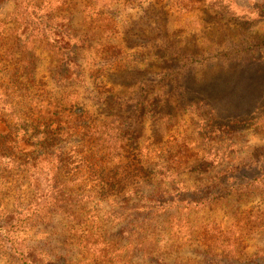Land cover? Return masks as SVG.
Wrapping results in <instances>:
<instances>
[{
  "label": "rangeland",
  "instance_id": "374dc122",
  "mask_svg": "<svg viewBox=\"0 0 264 264\" xmlns=\"http://www.w3.org/2000/svg\"><path fill=\"white\" fill-rule=\"evenodd\" d=\"M261 41L264 0H0V128L29 137L0 164V211L37 212L12 230L0 216L10 245L46 264H119L88 237L125 247L121 264H264V93L229 111L195 90L235 54L264 86ZM79 117L114 133L69 140ZM58 174L73 216L37 205Z\"/></svg>",
  "mask_w": 264,
  "mask_h": 264
},
{
  "label": "trees",
  "instance_id": "16d2710c",
  "mask_svg": "<svg viewBox=\"0 0 264 264\" xmlns=\"http://www.w3.org/2000/svg\"><path fill=\"white\" fill-rule=\"evenodd\" d=\"M26 24L27 23H24L23 25L26 26ZM254 46H257V48L258 47L263 48L261 50L264 51V41H261L259 45H254ZM235 56L236 57L234 59L232 58V60L224 59L223 61H218L219 64L209 65V67L205 70V72L200 77V82H199L200 84L196 86L195 88V90H197L198 92H201L203 96L204 95L210 96V97L206 96V99L210 102L213 97L209 94V92H215L219 96V101L221 103H223L222 101H224L225 104L227 105L225 109L229 111L232 110L234 101L236 99H239V100L245 99L244 101H248L250 99H254L257 96L261 97V94L264 93V86L261 83V81L263 80H260L262 74L259 72H254L255 70L254 65H257V63H260V62H257L254 60L246 61L244 59H240L241 54H235ZM221 62H224V63H221ZM68 63H70V61ZM64 67L67 68V65ZM189 70H190L189 68L182 70L184 71L182 72L183 78L185 77L186 73L190 72ZM192 73L190 72V75L184 78V81H188ZM63 76H65V73L63 74ZM256 79H258L261 87H255L257 86ZM186 87L188 88V85H186ZM184 88L182 87L183 92L185 90ZM255 88H258L257 92H254ZM216 105H217V102H216ZM216 109H219V108L216 107ZM76 120L77 118L75 119V121H68V122L61 123V124H66L69 126V129H68L69 131L67 135L69 140L70 139L73 140V138L77 135L76 133L81 134L82 138L85 139V141H90L91 138H93L94 136L95 137L100 136L98 139L101 140L104 138L105 140L104 134L106 133V129L111 128L110 125H103L102 127L93 129L87 126V123L83 118L79 117V122L82 123V126L78 125ZM0 130H1L0 131V164H4L5 161L9 162L10 158L7 156L9 153H10V156H12L13 151L17 152V155L15 156H17L18 158L27 157V156H24L25 153L23 149H20V146H23L24 145L23 141L26 139L28 141L29 137L27 136V138H23V140L20 143L17 140V134L16 133L13 134V132L9 130V128H0ZM111 131L114 133L113 128H111ZM101 135H103V137ZM112 137L113 136H110V138ZM77 146L78 145H76V147ZM51 154L52 155L55 154V150ZM14 163L16 164V162ZM58 177H59V174L56 175L53 179V182H52L53 187L51 189V196H49L48 192L44 194V190L46 189H43L44 186L42 187L39 181H38V185L33 186V190L36 192V195L39 198V202L37 205L43 204L45 208H49L51 211H57V213L62 212L65 215H70L69 211L64 207V205L66 204L63 199L64 196H62L61 194L59 195L60 180L57 179ZM1 186H2V179L0 178V188ZM146 198H151V197H146ZM199 205H201V203L194 205V207H198ZM22 207L24 208L26 207V209L28 208L27 205H22ZM97 214L98 213H95L94 215L95 217H93V220L100 221V219L97 217ZM134 214L138 216V214L136 213ZM0 216L3 218L2 221L4 222V224H6V226H10V229L12 230V229H16L19 226H22V224L26 221L33 220V218L37 217V212L30 210V211H22L21 213L17 214L15 213V211L11 212L8 209H1ZM70 216H73V215H70ZM124 222H126L128 225L124 228L123 232L127 230L126 234L128 235V237H131L132 235L135 234L133 231L128 232V228L131 226V224L127 221H124ZM49 223L50 224L52 223V218H50ZM101 225L102 224L100 223V226ZM3 226L4 225L0 221V237L1 236L4 237V240H1L0 242L3 244V248H6V246L10 245L9 239H7L8 234L10 232L8 230H5V227ZM82 229L83 227H78V228L74 227V231L76 235L80 233L86 234L88 232V231H83ZM101 236L102 235H100V230H99V234L96 233L95 237L101 238ZM118 237L121 243L123 244V242L125 241L123 238V233L118 235ZM91 240L92 239L88 237L84 241V244L86 245L84 249L87 251L89 255L93 257L97 256L99 260L101 261H104L108 258L110 260L112 258V255H116L113 258V260L121 264V262L123 261V258L120 257V254L125 251V247L117 248V246L115 245V249H114L113 245L109 244V242L106 240L104 241L98 240L97 242L93 240L91 241ZM1 243H0V247L2 246ZM10 246L13 250H15L16 256L20 264H46L45 260L42 259L38 254H36L35 251L25 249V253H24L23 251L17 250V247L14 244ZM139 252L142 254H145L144 251H139Z\"/></svg>",
  "mask_w": 264,
  "mask_h": 264
}]
</instances>
